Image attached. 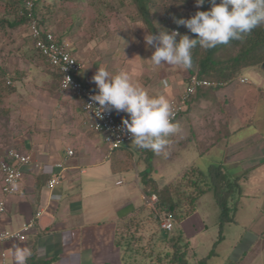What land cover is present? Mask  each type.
<instances>
[{
	"label": "crops",
	"instance_id": "obj_1",
	"mask_svg": "<svg viewBox=\"0 0 264 264\" xmlns=\"http://www.w3.org/2000/svg\"><path fill=\"white\" fill-rule=\"evenodd\" d=\"M104 17L100 21L105 25V31L99 24L100 28L92 24L89 30L94 32L87 30L79 37L75 35L73 25L69 29L70 38H67L72 53L83 64L81 80L98 91L92 77L99 67L113 73L123 69L149 95L162 94L168 99L177 96L184 88L189 71L180 66L151 63L154 48L146 45L144 37L149 33L139 19L115 25L118 22L115 15ZM136 22L142 24L138 31L133 29ZM30 42L33 47L31 39ZM28 53L24 50L19 54L24 57L20 64L25 67L23 70L19 68L20 71L15 69V73H9L8 69L5 72L0 67L2 80H5H0V151L14 147L32 157V161L23 166V177L14 193L6 196L1 193L0 174V200L5 202L0 228L17 229L34 217L36 211L42 212L35 218V226L26 240L3 244L6 264H13L15 245L30 249L26 264H134L140 262L144 254L137 252L135 246L125 245L128 231L135 234L132 243L142 238L145 251L167 250L163 236L167 230L160 227L159 218H154L151 209L143 205L140 172L146 162L142 168L137 164L140 159L130 165L128 158L133 159L134 153L124 148L125 144L109 151L101 135L84 126L80 101L69 91H59V72L38 52L33 57L27 56ZM26 56L30 58L26 59ZM7 79L10 84L6 83ZM260 84H252L248 77L245 83L235 79L216 89L199 88L173 121L180 131L165 138L166 154L174 156L192 148L197 154L215 151L217 161L209 159L208 164L220 163L230 178H239V196H242L241 183L247 180L250 170H256L264 163V125L259 111V106L264 105V88ZM115 113L121 121L128 118L125 112ZM249 125L253 126L252 130L241 131ZM67 148L73 150L72 155H66ZM123 149L131 151L130 156H126ZM139 152L144 154L142 149ZM57 162H62L65 167L60 184L48 188L47 180ZM153 167L158 168L156 164ZM124 182L132 187L127 189L128 192L116 194L112 191L113 185ZM132 192H138L140 200H132ZM203 199H207L210 210L199 208L201 203L206 204ZM209 211L218 218L213 197L206 192L197 198L195 210L173 222V228L168 231L179 232L187 242L190 262L199 258L189 239L207 231L209 225L204 218L209 216ZM237 211L238 208L234 221L225 224L223 230L228 231L232 223H237ZM241 214L246 222L241 226L239 240L231 246L234 252L231 257L239 264L248 258L252 248L262 240L260 237H264V208L257 206L249 214ZM211 222L218 228L217 220ZM222 234L224 241L226 236ZM260 252L264 254L263 244L258 254ZM256 258L257 255L255 258L251 255L248 262H243L264 264Z\"/></svg>",
	"mask_w": 264,
	"mask_h": 264
},
{
	"label": "rangeland",
	"instance_id": "obj_2",
	"mask_svg": "<svg viewBox=\"0 0 264 264\" xmlns=\"http://www.w3.org/2000/svg\"><path fill=\"white\" fill-rule=\"evenodd\" d=\"M11 1L15 2L17 7L23 6L24 8L27 1L31 2L30 0L24 1L22 3H19L15 0ZM216 2L219 3V0ZM13 8L10 5V2L8 3V0H0V18L3 16L6 18H13L16 15L14 11L16 7L14 9ZM197 10L198 9L195 4V0H153L150 5V13L157 34L159 31L170 32L172 30H178L181 35L187 34L190 37L188 29L184 26H178L174 22V18H189ZM36 11L38 13V17L43 18L45 22L50 25V27L54 29L59 36L68 38H70L69 34L71 33L70 30L72 25L73 30L75 31L74 33H76L75 35L79 37H81L84 31L89 30V27L90 25L92 26V24H96V27L100 28L98 26L99 24L101 29H103L105 25H103V22L100 20H104V16L111 17L115 15L118 19V22L116 21L115 25L122 24L124 21L125 23H128L129 19L130 21L139 19L136 15L133 5H131V2L128 0H39L36 5ZM141 27L142 24L139 22H136L133 25L134 31H138V29ZM103 30L105 31V29ZM89 31L94 32L93 30ZM27 32L28 31L25 24H21L14 28H0V67H3L5 72H7L6 69H8L9 73H15V69L20 71V69L23 70V68H25L24 66L20 65L24 58L19 56L22 51H29L27 56L30 57L38 55L31 45ZM177 39H179V36ZM27 56L25 58L29 59L30 57ZM263 63L257 66L242 69L239 75L233 77L231 81H235V79L239 78L240 75H246L247 77H244L247 79L249 77L252 84L260 82V85H262L264 88ZM13 65L15 67L12 69ZM2 72L3 70L0 71V80L3 82L5 80H2ZM259 111L262 112L263 116L261 120L263 122L262 124L264 125V105L259 106ZM259 122L260 121H257V124H259ZM257 124L255 123L254 126L257 127ZM252 129L253 126L249 125L244 127V129L241 131L246 132ZM125 146L126 147L124 148H129L134 153L133 159L131 157L128 158L130 165H134L136 161L140 159L137 164L139 166L138 168H142L143 163L145 162L143 158L148 153H150L151 150L142 149L144 154H140V148H135L131 144V141L125 144ZM131 151L123 149V153L126 156H130L129 152ZM211 152L207 154H197L194 148H192L190 151L181 152L174 156H168V153L166 154L164 149L160 154L152 152L151 163L152 165L156 164L158 166L156 170L154 169L152 171V177L157 185L161 186L188 165L193 164L200 168H205L206 165H208L207 161L209 159L212 161H217L218 159V153L215 151ZM132 161H134V163ZM133 169L134 167H131V170ZM247 176V180H243L241 177L243 180L241 183L243 195L239 196V194H237L235 191L230 199L231 207L233 206L234 202L238 201L239 199V205L237 207L238 211L236 214L237 223H232L228 231H225L226 228L222 231L226 236L225 240L223 241L220 239V241L218 239V228L213 225V222H211L216 221L217 216L214 214L210 215L211 211H209V216L204 218V220H207L206 222L209 225L207 231L202 232L195 238L189 239L196 252V257L200 259L209 255L207 257V264H239L236 263V260L231 257L233 252L231 246L235 244V241L239 240L241 235L240 233H242L241 226L246 222L244 214H241V212H247L249 214V212L251 210H255L257 206H262L264 208V163L260 168L256 170H250ZM107 187L108 189L110 188L108 185ZM129 187V184L124 182L121 185H113L112 191L116 192V194L125 193ZM131 196L133 198L132 200L135 198L140 200V195L138 192L136 194L132 192ZM203 202H206V204L201 203L199 208L203 211L207 208L210 210L207 199H203ZM244 235L246 236V234ZM260 239L262 240H260L247 255L248 258L245 257L240 264H248L247 262L251 259V255L252 257L254 256V258L257 255L258 258L256 259H261L264 261V254L261 252L258 254L259 250L262 251V244L264 245V237L261 236ZM244 260H247V262L244 263Z\"/></svg>",
	"mask_w": 264,
	"mask_h": 264
},
{
	"label": "trees",
	"instance_id": "obj_3",
	"mask_svg": "<svg viewBox=\"0 0 264 264\" xmlns=\"http://www.w3.org/2000/svg\"><path fill=\"white\" fill-rule=\"evenodd\" d=\"M15 1L22 3L27 0ZM30 1L32 2L31 14L38 18V23L42 27L51 29L43 18L38 17L36 5L39 0ZM128 1L133 5L136 15L147 28L148 33L156 34V28L154 27L150 13V5L153 0ZM9 2L12 8L16 7L15 9L13 8L16 15L13 18L1 17L0 28H14L21 24L26 25L29 18V10L23 6L17 7V4L11 0H8V3ZM211 6L210 0H205V3L200 6L199 10L207 11ZM51 30L56 34L53 29ZM188 32L190 38H196L195 34L191 33L189 30ZM28 37L30 36L28 35ZM30 39L32 40L31 37ZM35 50L37 51L36 48ZM263 62L264 24L243 34L242 38L239 40H231L228 44H220L211 49H204L197 45L191 50V67L186 69L189 71V75L195 74L199 78L216 81V86L209 87L216 89L230 82L233 77L239 75L242 69L257 66ZM182 112H180V114ZM152 152L153 151H150V153L143 158L146 162V167L140 172V189L142 197L147 199L150 194L154 193L157 196L156 211L158 213L166 212L172 216L173 222H178L195 210L196 200L200 195L206 192L211 193L218 209V239H222L223 227L225 224L234 221V213L238 207V201H235L232 208L230 206V199L235 191L237 194H241L239 178H230L220 163H209L205 168H200L192 164L184 167L171 180L159 186L151 176L154 170L151 163ZM143 205L148 206L146 200H143ZM152 214H154V212ZM154 216V218L158 220V216L155 214ZM126 236L125 245L135 246L137 252H142L144 254L140 262H135L134 264H207V257L209 255L195 262H190L188 260V244L183 241L179 232L172 233L166 231L163 236L167 242V250L160 249L158 251H145V245L142 243V238H139V236H137L139 240L132 243L131 240L135 237V234L130 231L127 232Z\"/></svg>",
	"mask_w": 264,
	"mask_h": 264
},
{
	"label": "clouds",
	"instance_id": "obj_4",
	"mask_svg": "<svg viewBox=\"0 0 264 264\" xmlns=\"http://www.w3.org/2000/svg\"><path fill=\"white\" fill-rule=\"evenodd\" d=\"M204 3L205 0H195L198 10L194 14L186 19L174 18L178 26L186 27L196 38L181 35L178 30L145 35L146 45L154 48L150 57L152 64L190 68L191 50L197 45L211 49L228 44L264 24V0H219V3L210 0L209 10H199ZM92 82L98 91L90 94L89 105H99L97 116L102 111L127 113L128 118L123 119L122 124L135 148L160 154L167 145L165 138L180 131L179 125L173 123L174 112L169 99L162 94L149 95L143 86L132 81L126 70L113 73L99 67ZM30 255L28 247L15 245L13 264H26Z\"/></svg>",
	"mask_w": 264,
	"mask_h": 264
},
{
	"label": "built area",
	"instance_id": "obj_5",
	"mask_svg": "<svg viewBox=\"0 0 264 264\" xmlns=\"http://www.w3.org/2000/svg\"><path fill=\"white\" fill-rule=\"evenodd\" d=\"M27 10H31L32 2L27 1L25 4ZM26 22L28 35L32 38L33 46L38 53L45 59L47 64L56 69L59 74V91L71 92L81 104V109L84 114V126L102 137L103 143L109 151L120 148L124 144L131 141V135L125 130L122 121L116 117L115 110L111 112L102 111L100 116L96 115L99 107L98 104L90 103V94H94L96 90L86 85L80 78V73L83 70L82 62L72 53V47L67 37H61L55 34L51 29L44 28L38 23V18L33 16L31 12ZM240 83L248 81L245 77L237 78ZM10 84V80H6ZM216 81H209L197 77L195 74L189 75L184 84L183 90L175 97L169 99L173 106L174 119L180 112L185 109L186 103L190 96L200 87L216 86ZM173 119V120H174ZM73 150L66 149V155H72ZM32 157L28 153H23L20 150L9 147L0 151V174H1V193L9 195L15 192L17 183L23 177V166L29 164ZM55 171L47 180V187L53 188L60 184L62 172L65 169L62 162L54 164ZM120 182V181H119ZM118 182V183H119ZM147 205L159 218L160 227L170 231L173 228L172 216L166 212L158 213L156 211L157 196L152 193L146 199ZM5 212V202L0 200V219ZM41 210L35 212L34 217L23 222L17 229L0 228V264H6L7 254L3 248V244L7 241H24L29 236L34 228L35 218L39 217Z\"/></svg>",
	"mask_w": 264,
	"mask_h": 264
},
{
	"label": "water",
	"instance_id": "obj_6",
	"mask_svg": "<svg viewBox=\"0 0 264 264\" xmlns=\"http://www.w3.org/2000/svg\"><path fill=\"white\" fill-rule=\"evenodd\" d=\"M263 67H264V63H263Z\"/></svg>",
	"mask_w": 264,
	"mask_h": 264
}]
</instances>
